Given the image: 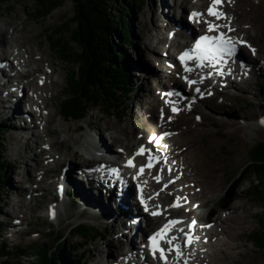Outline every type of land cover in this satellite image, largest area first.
<instances>
[{"label": "rangeland", "instance_id": "374dc122", "mask_svg": "<svg viewBox=\"0 0 264 264\" xmlns=\"http://www.w3.org/2000/svg\"><path fill=\"white\" fill-rule=\"evenodd\" d=\"M181 1L152 0L145 3L140 10L133 9V16L128 22L132 25L136 36L133 47L127 53L132 61V67L129 70L130 80L133 85H136V88L130 93V100L126 101L123 107L111 112H105L108 107L106 105L93 109L88 108L85 120L77 122L70 119L67 121L71 127L80 128L78 133L72 132L68 136H76L80 142L90 136L92 141L95 140L97 143L104 144L110 151L111 149L116 150L115 146L121 145V143H111L106 136L110 132L114 133L121 129V133L120 130L118 133L120 139L125 140V143L131 147L135 145V136L141 128L148 132L149 118L162 116L165 120L164 123L171 122V128L167 130L170 131L174 140L170 153L176 163L177 173L181 177L180 183L189 194L191 207L196 209L195 212L197 211L194 220H197L198 226L205 228L206 231L205 239L202 240L203 248L197 254L198 258L203 261L206 258L207 249H210L213 257L212 264H264V252L250 242L251 234L260 227L258 217L262 218L264 213L263 204L251 200L254 189L245 183L239 174V171L245 168L248 162V150L254 145L264 142V124L260 129L257 127L258 130L245 129L246 125H260L261 116H264V70L260 69L264 67V0H237L235 4L237 7L232 6L233 9H236L239 23L242 24L241 30L244 31V27L247 28L243 33L249 38L248 41H252L259 49L260 53L258 54L257 67L252 69L250 79L234 86L220 85L218 89L211 91L200 89L198 93L195 92V88L190 83H186L182 79L178 80L177 84L168 85V78H165L167 76L163 77L158 70V65L166 60L164 57L166 52H160L161 49L168 50L171 46L169 32L171 26H168V23L172 20L176 22L177 19L174 18L179 17L176 4H180ZM34 4L32 0H12L1 3L0 24H19L21 20H25L27 29H32V32L27 35L32 39L34 51L36 52L37 43L40 42L41 50L51 53L50 59L53 61V65L58 67L57 73L60 77L54 76V79L58 80L59 83L51 85V87H54L53 90L57 96L50 100L47 107H49L50 113L52 109L56 114V116L54 114V120L52 119L49 124L53 133L51 139L60 143L59 141L63 140L67 134H60V137L55 135V131L59 129L58 121L62 120L58 109L64 98L66 79L75 71L76 66L59 60L57 52L51 51L46 30L63 29L67 20L74 17V4L70 1L65 2L60 8L42 19H37L35 16ZM244 10L247 11L244 12ZM180 17L181 25H184V16L180 15ZM14 35L16 36V33ZM236 35L239 38L242 37L240 33ZM180 37L181 35L176 34L174 43H184ZM161 38L166 40L162 46L158 45ZM150 43L156 47L155 49L159 53L152 54L149 51L148 44ZM242 45L243 53H240V57L246 59L249 65L250 53L254 54V51L248 43L244 42ZM2 50L8 51L9 46L0 45V53ZM176 51L178 50L173 49L171 51L173 56ZM3 56L8 59L10 54ZM36 58H39V52H36ZM0 60L4 59L1 57ZM154 65H157L156 68ZM33 67L34 71L35 69L38 70L36 66ZM44 67L42 65L39 70L42 74L45 73ZM176 87H179V91L183 94L182 98L179 99L183 104L179 105L181 110L179 115H172L169 111L170 105L164 102L163 95L170 89H176ZM5 89L0 85V120H5L6 123L4 164L8 165V174L0 179V223H2L4 230L0 235V242L7 246L10 255L0 259V263L30 264L36 261L33 245L43 244L46 251L55 252L63 243L64 246L61 247V250L66 248L65 256L74 255L72 252L73 245L78 249L76 251L77 259L83 264H114V260H122L126 264H135L127 262L126 249H132L130 240L133 239L131 243L136 247L138 237L147 234L143 226L140 228L138 226L139 232L137 230L131 232L129 225L125 229V224L128 223L125 216L128 214L135 216L137 213L135 202L132 201L133 195H131L132 199L128 198L130 192L126 196V203L130 208L125 212L119 209L117 198L113 196L114 192L108 198L103 192L93 191L88 185L78 180L79 177L75 175V170H71L69 166L61 172L59 178H56L59 175V170L56 173L36 172L33 163L35 162L34 158H21L12 138L14 135L20 139L33 137L31 140L33 142H30L29 139L25 141V144H28L31 149L35 145L40 149L43 142L31 134L39 132L34 129L31 131L27 129L28 125L22 119L24 113L20 108V102L15 104L14 108L11 106L15 113L14 116L6 111L8 103L2 100L6 97L3 93ZM192 93L199 98L197 101H191L195 107L187 103L190 95L193 99ZM18 94L17 91L11 93V98L14 99ZM48 95L50 96L49 93H47ZM44 114L45 111L42 113L43 117ZM13 117L17 119L14 118V120ZM35 138L36 144H34ZM90 147L92 148L91 145ZM75 148L76 151L77 149L80 150V147L76 145ZM51 154L53 153L51 152ZM50 156L48 154L43 155L42 161L40 160L39 163L44 165L43 160H48ZM59 156L57 155V157ZM69 159H73L71 154L66 156L65 161ZM62 163L64 162L62 161ZM72 164H74L73 168L83 167L82 161ZM92 164L89 162L87 165L92 169ZM41 176L43 182L36 181ZM67 178L71 182L66 187L69 192L66 190L68 192V194L66 193L67 198L61 201L56 194L57 188L58 185L64 187ZM74 180L81 182V184L75 183ZM33 181L35 184H32ZM208 186L211 188L221 187V192L215 197L214 202L211 200L213 194ZM73 190L77 191V197L74 201L70 198ZM19 201L27 202V207L18 208ZM72 202H74V206L70 207ZM205 202H209L208 205L212 207V211L210 210L211 207L205 206ZM52 204L58 207V218L50 220L48 215L52 209ZM230 208L237 209L232 214H228L226 211ZM202 209L204 214L200 215L198 211ZM54 211L53 209L51 212ZM208 211L211 222L217 221L213 226L207 224L206 214ZM228 217L230 220L226 221ZM241 217H244L242 230H239L240 232L232 230L231 226H234L236 219ZM139 218L141 219V217ZM79 224H87L101 230L102 236L97 237L94 241H89L77 234L75 235L73 229ZM13 225L20 228L15 229L16 232L12 235ZM120 225H123V228ZM222 230L226 232L223 233ZM210 231L218 232L213 240L208 236ZM235 234H239V237H236ZM57 236L61 240L57 241ZM210 243L211 246L209 247ZM222 243L225 246H219ZM230 248L231 250H229ZM117 252L118 255H116ZM222 261L224 262L222 263Z\"/></svg>", "mask_w": 264, "mask_h": 264}, {"label": "bare ground", "instance_id": "6f19581e", "mask_svg": "<svg viewBox=\"0 0 264 264\" xmlns=\"http://www.w3.org/2000/svg\"><path fill=\"white\" fill-rule=\"evenodd\" d=\"M211 1L212 0H182L180 4H178V3L176 4V7L179 10V17L178 18L175 17L174 19H177L176 22H174L172 20V22L168 23V26H171V28H170L171 30L174 29V26L180 27V30L177 33V35H181V40H183V41H188L190 38L194 37L196 34H202V33L210 32L209 31V24L219 26L221 29L224 30V32L227 35V37L229 38V40H231L234 44L238 45L239 49H241L243 51V45L242 44L244 42H246V43H248V45L250 47H252L253 50H255L254 54L250 53V60H249L250 64L247 65V66L251 67L250 70L252 71L253 68L257 67L258 54H260V53H259V49L252 43V41H248L249 38H247L246 34H244L245 33L244 31H246L247 28L244 27V31L241 30V28H240V27H242L241 26L242 24H240L238 21L237 13L235 11L236 9L232 8V6H234L236 4L237 0H221V4H220L218 12H217L219 14V18H217V16H215V15L210 16V15H207L205 13L203 15H201L200 17L193 16V13L201 12V9H203L204 7L208 8V3H210ZM246 11L244 10V12H246ZM239 12H240V10H239ZM180 15L184 16L183 17V19H184L183 24L184 25H181L182 21H181ZM198 21H200V23H198ZM248 23H250V22H248ZM171 30H169V32ZM214 30H215V28H214ZM213 31H211V32H213ZM29 32H32V29H27V24H26L25 20H21L19 24H8V23H3L2 25L0 24V45L3 46V44H4L6 46H9L8 51L2 50V52L0 53L1 54L0 59H1V57L4 59V60H0V85L3 88H6L5 92H3V93H5L6 97L4 99H2L3 101H6L8 103L6 105V111H9L11 113L10 115L14 116L15 113L12 111L11 108L12 107L14 108L15 104L20 102V108L22 110V113H24V117L22 119H23V121H26V124L28 125L27 129L29 131H31V129H34L37 132H39V133H35V134L31 133V134H32V136H36V138L41 139V141L43 142L42 147L40 149L37 148L36 145L34 147L35 149L34 148L31 149L30 147H28V144H25V141L29 139L30 142H33V141H31L33 139V137L20 139L19 137L14 135L12 140L15 141V144L17 146L16 148H17L18 155H20L21 158H34L35 162H33V163L36 167V172L56 173L57 170H59L60 171L59 175L56 178L61 177V175H60L61 172L65 171V168L67 166H69V168L71 170H73V169L75 170V175L78 176L80 180H82L80 178V176L86 175L87 173H89V172L86 173V170L88 167L87 164L89 162L93 163L94 165L104 163L103 164L104 171H106V170H108L109 164L113 163L112 161H110L111 157L112 158L117 157V159H118V162H116L112 166H117L119 163L120 164L119 166H121V169H124L122 167V165H124V163L128 157L132 156L133 151L135 149H134V146H131L132 147L131 148L129 145H127L125 143V140L120 139L118 133H119V130L121 133V129L116 130L114 133L110 132L106 136V138L109 141H111V143H115V144L118 142L121 143V145L115 146L116 150L111 149L112 150V152H111V150L109 151L108 148L104 144L97 143V141H95V140L92 141L90 136L87 137V139L82 141V142H80V140L76 136H73V135L68 136V134H70L72 132L78 133L80 128L77 126L71 127V125L67 122L68 119H66L63 115H61V113L59 111V115L62 117V120L58 121L59 129L55 131V135L58 137H60V134H62V135L67 134V135L63 138V140L59 141L60 143H58L57 140H55V139H51V136L53 133L51 132L52 128H50L49 124H50V122H52V119L54 118L55 112L52 111V109H51L50 110L51 113H50L49 109H48L49 107H47V106L49 105L50 100L53 97L57 96L54 93V90H53L54 87L52 88L51 85H57L59 83L58 80L54 79V76L57 75L60 77V75L57 73L58 67L56 68L53 65V61L50 59L51 53L49 54V52L47 53L44 50L42 51L41 50L42 46H41L40 42L37 43V47H36V52H39V58H36V52L33 49L32 39H30L27 35ZM15 33H16V36L14 35ZM213 33H215V32H213ZM237 33H240V35H242V37L239 38L238 35H236ZM251 33H252V31H251ZM174 40H175V38L173 39V41H171V46L168 50H166L165 48L161 49L160 52H166L168 60L166 59V60H164V62L162 64L158 65V70H159L160 75H162L163 77H165V75L167 76L165 78H168V80H167L168 85L177 84L179 82L178 80L184 79V81L186 83H188L189 81H193L192 86L194 88L199 87V88H201V90L208 89L209 91H211L214 89H218L220 87V85L227 84V85L234 86V85H237L238 83H241V82L242 83L247 82L250 79L249 77L251 75V72L247 73L245 69H241V67L238 65L237 66L234 65L236 67V69L233 71L234 73H232L231 75L228 74V70H226L224 72L222 71L221 73H219L220 72L219 68H208V67H206V68H195L194 63H192L191 65L188 66L189 67L188 72L183 73L182 69L180 68V65L178 63L175 64L173 62V56H172L171 51L173 49L182 50L184 47H186V45L184 43H180V42L174 43ZM164 41H166L165 38L159 39L158 45L162 46ZM148 45L150 47L149 51L152 54L159 53L155 49L156 47L152 46L151 43ZM50 49H51V47H50ZM2 54L3 55L10 54V57L8 59H7V57L4 58V56ZM58 58H59V60H62L60 57H58ZM42 65L45 66L44 67V70H45L44 74H42L39 71L42 68ZM33 66H36L38 70L36 71V69H35V71H34ZM156 66H155V68H156ZM32 67H33V69H30ZM235 67H233V68H235ZM260 69L264 70V67H261ZM12 73H14V75H12ZM11 80L13 81V83ZM35 81H36V84H35ZM15 88L18 92L21 91L20 92L21 97L13 99V98H11V93L13 94V92H14L13 89H15ZM47 93L50 94V96L48 95L49 98L47 96ZM193 96H194L193 99H191V95H190L187 103H190V106L195 107V104H193V102H191V101H197L199 98L197 95L193 94ZM165 97L163 99H164V101H167L168 103L170 101L175 100V101H178L179 104H183V102H180L178 99H175L174 97L170 98V99H167V97L166 98ZM23 106H24V109H22ZM44 111H45V114L43 117L42 113ZM11 116H9V117H11ZM55 116H56V114H55ZM14 118L17 119L16 117H13V119ZM13 119H12V121H13ZM149 120H150L149 126H151V128L153 129L152 130V136H150L151 139L153 138V135L155 136L156 134H158V135H156V137L153 138V139H156L161 134L159 129L156 127V124L160 123L164 128V132L167 134L166 142H169L171 140L170 137H172V135H171L170 131H167V130L171 128L170 127L171 122L164 123L165 120L162 116H160V117L151 116L149 118ZM257 127L260 129L261 125H258V124H257V126L246 125L245 129L256 130ZM108 131H109V129H108ZM140 137H141V135H140ZM140 137H139V139H140ZM36 138L34 139L35 140L34 144H36ZM39 139H37V140H39ZM91 143H94L96 145V148H95L96 150L91 151V148H90ZM120 143H118V144H120ZM75 145L80 147V150L77 149V151H76ZM158 148H159V150L166 149V145L159 142ZM45 151H47V152H45ZM51 152L53 154H51ZM55 153H57V154H55ZM28 154H29V157H28ZM45 154H48L51 156L49 157L48 160L47 159L43 160L44 165L43 164L41 165L39 162H40L42 156ZM69 154L72 155L73 159L72 160L69 159V160L65 161L66 156H68ZM113 154H114V156H113ZM57 155L58 156L60 155V156L57 157ZM61 155H62V157H64L63 159H62ZM30 156H33V157H30ZM160 159H161L162 163L165 164L162 166L164 171H165L164 175L166 176V178H171L170 175H172V174L170 173V168H169V166L171 164V159H169V158L166 159V157L163 158V156H161ZM62 161L64 163H62ZM81 161L83 162V164H81V165H83V167L73 168L74 164H72V163H74V162L78 163ZM120 162L123 164H121ZM51 164H53V166H51ZM84 164H86L87 166H85ZM93 164L91 165V167L93 166ZM118 168L119 167H117L116 170H118ZM93 170H94L93 174L102 173L101 168L93 169ZM125 171H126V176L123 179V183L121 185L116 183L117 184L116 192L113 193V196H116V198H117V201H118L117 205H118V207H120L119 209L121 211H125V212L130 208L126 203V196L130 192V194L128 195V198L132 199L131 195H133L134 200L132 199V201L135 202V207L137 208L136 209L137 213L135 216H132L131 214H128L127 216H125V217H127L126 221L128 222L126 224L124 223L125 229L127 228V225H129L131 232L136 231V230L139 232L138 226H139V228L143 226L146 234H149L151 230L157 228V227H155L157 224H162L165 220L170 218V210L171 209L169 208L168 210H165L164 215L161 218L160 217H158V218L157 217H151L152 213H154L157 209H161V205H162L161 203L164 202V200L166 199V196H164L162 194V195H159L158 198H153V197L151 198V195H153L159 187L153 182V178L151 177L150 173L146 172V174L143 177L135 178V171L133 169H127ZM115 172H118V171H115ZM64 176H66V175L64 174ZM76 176H75V178H76ZM34 179H35V177H34ZM202 179H203V177H202ZM41 180H42V176L39 177V179H36V181H41ZM207 180H211V179H207ZM29 182H30V179H29ZM41 182H43V181H41ZM74 182H76V181L74 180ZM174 183L175 182H171L168 185L169 188L174 189V192L176 191L177 193H182L181 189L179 187H177L176 184H174ZM32 184H35L34 181ZM68 184H71V182H69V180L67 178V183L64 185V187L61 185H58L56 194H57V196H59L61 201H64L67 198V194L69 192V189L66 187L68 186ZM84 184H86L90 188H92L93 191H97L100 193L102 192L101 187L94 188L93 186L87 184V182H84ZM136 187H139L141 189L142 200H145V204L143 206V209H141L138 201L136 200V194H137ZM204 188H205V186H204ZM209 188H210V192L213 194V197L211 200L214 202L215 197L221 192V187L215 186L214 188H211V187H209ZM31 189H33V188L31 187ZM59 189L60 190L62 189V192H60ZM119 189H121L122 192H120ZM152 189H155V190L152 192L151 191ZM133 190H135V191L133 192ZM100 193H98L99 196H100ZM105 194L108 195V198L110 195H112V193H107V192ZM175 198L178 200L177 194L175 195ZM31 199H32V197H31ZM73 203L74 202L71 203L70 207L74 206ZM208 203L205 202L206 207H209ZM27 205H28L27 202L19 201L18 208H25V207H27ZM201 206H202V204H201ZM51 208H52L51 211H53V209H54L57 212V210H58V207L54 204L51 205ZM235 209H237V208H235ZM235 209L230 208L226 212H228V214H232L234 211H236ZM243 209H244V207H243ZM210 210L212 211V207L210 208ZM209 211L206 214V217H207L206 221H207L208 225L210 224L213 226L217 223V221L211 222V218L209 217V214H210ZM244 212H246V211L244 210ZM245 215H246V213H245ZM138 217H141V219L140 220L137 219ZM229 217L226 219V221L230 220ZM13 218L15 219V217H13ZM57 218H58V214H57L56 219ZM243 218L244 217H241L240 219H236V221L234 222V226H231V229L235 230V231L242 230V226L244 224L242 221ZM132 221L135 223H133ZM218 222H219V220H218ZM123 225H120V227L123 228ZM19 228L20 227L16 228V226L13 225L12 226V230H13L12 235ZM228 228H230V226H228ZM216 232H214V231L209 232L208 236L211 240H213L215 238V236H217L218 232L217 233ZM221 232L225 233L226 231L222 230ZM239 234H235V236L239 237ZM135 237H136V234H135ZM227 237H229V236H227ZM142 238H144V235H142L141 237H138V239L136 240V242H138L137 243L138 246L136 245V247L133 246V243H131V241L133 242V239L130 240V244L132 246V249L131 248L126 249V257L127 258L130 257L131 259H133L134 257L136 258V255H137L139 258H142L144 260L145 264H175L176 260H177L176 264H187V263L188 264H212L213 263V257L211 256V253H210L211 250L210 249H207L208 252L205 255L206 258L203 261L197 260V261H192V262L186 263V261L184 260V255H177L176 257H173L172 259H170L167 263L161 262L159 260L158 256H156L155 258H152L153 260H150L147 257V253L145 252V250H143L142 247H140V246H143V242H144V240H142ZM215 242L217 243L216 239H215ZM134 243H135V241H134ZM189 244H190V242L188 241V245ZM210 246H211V243L209 244V247ZM219 246H225V244L222 243V244H219ZM234 248L237 249L235 246H234ZM229 250H231V248ZM228 252H230V251H228ZM116 255H118V252ZM116 259H117V257H116ZM223 262L224 261H222V263ZM119 264H124V262L121 261ZM136 264H139V262H137Z\"/></svg>", "mask_w": 264, "mask_h": 264}, {"label": "trees", "instance_id": "16d2710c", "mask_svg": "<svg viewBox=\"0 0 264 264\" xmlns=\"http://www.w3.org/2000/svg\"><path fill=\"white\" fill-rule=\"evenodd\" d=\"M7 1L12 0H0V4ZM32 1L35 3L37 19L47 17L65 2L74 4V17L67 20L63 29L46 30L51 50L56 51L65 63L76 66L75 71L66 79L64 98L59 105L61 115L68 120L80 122L86 119L87 109L90 107L93 109L106 105L108 107L105 112L123 107L136 88L130 80L132 61L127 53L133 47L136 34L128 21L133 16L134 8L140 10L152 0ZM5 126V120H0V179L8 174V165L4 164ZM247 156L246 167L239 174L254 189L251 200L262 203L264 208V142L249 149ZM76 192L73 190L70 194L73 201L77 197ZM258 222L260 227L251 234L250 242L264 252V213L262 218L258 217ZM73 230L75 235L89 241L102 236L99 229L85 224H80ZM3 232L0 223V235ZM56 240L61 239L57 236ZM62 244L55 252L46 251L43 244L33 245L36 261L30 264H83L77 259L78 249L75 246L72 245L74 255L66 257V248L61 250L64 246ZM9 255L7 246L0 242V259Z\"/></svg>", "mask_w": 264, "mask_h": 264}, {"label": "snow or ice", "instance_id": "6c2138e0", "mask_svg": "<svg viewBox=\"0 0 264 264\" xmlns=\"http://www.w3.org/2000/svg\"><path fill=\"white\" fill-rule=\"evenodd\" d=\"M221 2V0H213L212 6L208 9L209 15H215L217 18H219V14L215 12L213 9ZM199 15L198 13H193V16ZM216 25L209 24V31H213L214 28H216ZM195 52L199 53L197 56V59H199L201 62L204 60H215L219 57H222L225 53L227 55H232L235 53V47L231 43V41L224 37L223 34L220 36H204L200 39V41L196 44V47L194 49ZM255 51V50H253ZM186 57H189V53L185 52L180 59L184 60ZM175 111V109H173ZM262 124H264V120L261 121ZM146 150L141 149V152L139 154H143ZM151 159L153 157L149 158V164L148 167H152ZM129 166H132V162L129 161ZM141 172H143V168L140 169ZM158 179V178H157ZM178 206V205H177ZM156 214V213H154ZM178 223V221H172L171 224ZM171 225H165L164 228L161 230V232L157 233L156 236L152 237L153 240V246H156L157 237L161 236L163 233L167 232V230L170 228ZM173 239H175L173 237ZM172 241L169 240L168 243H171Z\"/></svg>", "mask_w": 264, "mask_h": 264}, {"label": "water", "instance_id": "95a60500", "mask_svg": "<svg viewBox=\"0 0 264 264\" xmlns=\"http://www.w3.org/2000/svg\"><path fill=\"white\" fill-rule=\"evenodd\" d=\"M91 227V226H90ZM93 228H95V227H93ZM96 230H98L97 228H95Z\"/></svg>", "mask_w": 264, "mask_h": 264}]
</instances>
